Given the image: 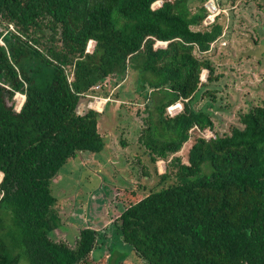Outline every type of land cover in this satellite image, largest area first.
I'll list each match as a JSON object with an SVG mask.
<instances>
[{"label": "trees", "instance_id": "obj_1", "mask_svg": "<svg viewBox=\"0 0 264 264\" xmlns=\"http://www.w3.org/2000/svg\"><path fill=\"white\" fill-rule=\"evenodd\" d=\"M204 1L0 0V264H96L98 230L54 239L63 223L52 184L69 160L106 147L102 114L82 100H120L128 79L147 103L139 141L158 183L123 208L110 254L120 244L146 264H264V102L228 132L200 135L215 130L214 105L194 104L216 101L209 86L223 75L211 52L234 30L223 13L206 26Z\"/></svg>", "mask_w": 264, "mask_h": 264}, {"label": "rangeland", "instance_id": "obj_2", "mask_svg": "<svg viewBox=\"0 0 264 264\" xmlns=\"http://www.w3.org/2000/svg\"><path fill=\"white\" fill-rule=\"evenodd\" d=\"M216 1L218 10L230 23L233 22L234 30H226L227 35L221 40L220 47L215 54L211 52L217 65L216 74L223 75L217 84L209 86L217 91L216 101L213 103V99L202 96L194 104L196 110L208 103L214 105L211 111L215 113L216 127L214 131H201L200 135L206 138L214 136L215 131L220 134L228 132L231 126L238 124L240 112L246 113L250 107L264 102V0H223L229 3L227 9L222 0ZM204 6L209 7L210 1L205 0ZM92 49L93 46L90 51ZM207 73L203 74L204 81ZM115 82L119 81L114 79L112 84L106 85L111 94L119 88L112 87ZM138 85L128 79L120 88L123 97L117 101L94 95H90L93 100L88 99L90 97L82 100L85 107L102 114L99 132L105 138L106 147L101 153L83 154L69 160L52 184V192L59 198L57 208L63 223L62 228L56 230L54 239L67 240L70 235L75 236L77 229L86 226L98 230L101 233L100 246L93 257L96 264H117L122 253L127 258L121 264H146L127 246L119 244L113 255L109 250L123 208L140 201L158 183L150 155L139 141L141 132L148 126L149 112L147 103L137 91ZM15 100L16 109H19L22 97L16 94ZM99 102L102 103L100 106ZM155 108L153 104V112ZM182 109L180 103L173 105L168 108V114L176 115ZM198 132L196 130L193 135ZM193 142L194 138H191L177 154L183 162L187 161ZM156 165L159 174L165 173V161L160 160ZM144 166L151 178L143 174ZM21 264L29 263L22 259Z\"/></svg>", "mask_w": 264, "mask_h": 264}, {"label": "built area", "instance_id": "obj_3", "mask_svg": "<svg viewBox=\"0 0 264 264\" xmlns=\"http://www.w3.org/2000/svg\"><path fill=\"white\" fill-rule=\"evenodd\" d=\"M210 1V6L209 7H206L207 8V10H208V13H209V15L207 16V18H206V20H205V22H204V24L207 26V25H209V24H212V23H214L215 22V20H216V18L219 16V13L221 12V11H219L218 10V5H217V1L216 0H209ZM157 3L158 4H162V2L161 1H158V2H156L155 4H154V6H153V8H155V6H161V4L160 5H157ZM221 9V8H220ZM222 13V12H221ZM220 13V14H221ZM160 44V45H159ZM166 44L167 43H164V42H158L157 43V46H166ZM91 46H93V42H91L90 44H89V47H88V51L90 52V47ZM20 95V94H19ZM21 97H22V100H23V102H24V97L25 96H23V95H20ZM23 102H22V104H21V106H20V108L19 109H17L18 111L22 108V105H23ZM3 173H0V183H1V181H2V178H3Z\"/></svg>", "mask_w": 264, "mask_h": 264}, {"label": "bare ground", "instance_id": "obj_4", "mask_svg": "<svg viewBox=\"0 0 264 264\" xmlns=\"http://www.w3.org/2000/svg\"><path fill=\"white\" fill-rule=\"evenodd\" d=\"M20 99H21V98H20ZM101 101H102V99H101ZM101 101H100V102H101ZM100 102H99V103H97L99 106L102 104V103H100ZM104 105H105V104H104ZM98 109H99V108H98ZM101 109H102V108H101Z\"/></svg>", "mask_w": 264, "mask_h": 264}, {"label": "water", "instance_id": "obj_5", "mask_svg": "<svg viewBox=\"0 0 264 264\" xmlns=\"http://www.w3.org/2000/svg\"><path fill=\"white\" fill-rule=\"evenodd\" d=\"M25 99H26V97H24V102H25ZM24 102H23V104H24ZM23 106V105H22Z\"/></svg>", "mask_w": 264, "mask_h": 264}]
</instances>
